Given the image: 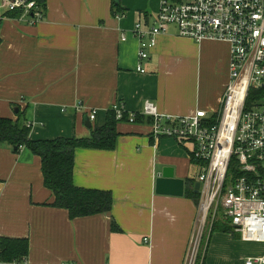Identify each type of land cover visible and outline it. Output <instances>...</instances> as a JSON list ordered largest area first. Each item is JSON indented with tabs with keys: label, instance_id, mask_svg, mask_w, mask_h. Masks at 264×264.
Listing matches in <instances>:
<instances>
[{
	"label": "crops",
	"instance_id": "obj_1",
	"mask_svg": "<svg viewBox=\"0 0 264 264\" xmlns=\"http://www.w3.org/2000/svg\"><path fill=\"white\" fill-rule=\"evenodd\" d=\"M2 1L0 17L7 12ZM121 3L123 16L114 14L111 0H47L41 19L4 17L0 116L17 119L18 108L32 124V138L56 139L90 136L115 103L133 112L149 100L164 114H215L229 80V44H197L172 30L142 62L146 72H138V41L121 36L154 16L158 1ZM77 104L97 109L91 127ZM147 124L120 121L113 150L76 149L75 185L113 194L110 212L85 217L71 218L50 205L55 198L44 185L38 155L1 145L0 236L27 238L30 251L24 261L0 264H184L198 211V199L187 194L197 168L192 146L156 140ZM167 166L186 180L183 196L157 193L156 179ZM113 221L120 230L111 228ZM215 234L213 244L225 245L229 258L237 252L234 240L244 241L234 231Z\"/></svg>",
	"mask_w": 264,
	"mask_h": 264
},
{
	"label": "built area",
	"instance_id": "obj_2",
	"mask_svg": "<svg viewBox=\"0 0 264 264\" xmlns=\"http://www.w3.org/2000/svg\"><path fill=\"white\" fill-rule=\"evenodd\" d=\"M2 6L7 11L22 9L25 16L32 13V20L43 17L35 0H3ZM172 27L177 36L197 44H229V80L218 111L164 114L149 100L138 112L126 110L121 103L110 110L118 121L136 123L138 114L151 119L149 135L156 140L191 144L198 169L195 183L200 188L196 229L184 264H198L203 231L209 241L219 220L227 222L242 240L264 243V0H160L154 16L142 17L121 36L123 42L129 36L138 41L136 71L146 72L142 62ZM76 109H86L90 121L96 120L97 109L84 104ZM245 264H264V252L248 257Z\"/></svg>",
	"mask_w": 264,
	"mask_h": 264
},
{
	"label": "trees",
	"instance_id": "obj_3",
	"mask_svg": "<svg viewBox=\"0 0 264 264\" xmlns=\"http://www.w3.org/2000/svg\"><path fill=\"white\" fill-rule=\"evenodd\" d=\"M37 9L43 15L47 0H35ZM112 9L117 16H123L125 8L121 0H111ZM23 15L22 9L7 11L0 17V44L2 42L1 27L4 17L17 18ZM33 17L32 13H29ZM126 119V116H125ZM143 116L137 115L136 122H147ZM115 112L109 110L103 126L95 125L91 135L87 137H59L56 139H34L31 127L28 126L24 114L19 110L17 119L0 116V146L11 145L16 151L22 147L30 149L41 159L44 185L53 192L54 201L50 205L68 211L71 218L91 216L110 212L113 207V194L109 190L78 187L74 183L75 151L78 148H96L113 150L119 136ZM193 161H195L193 159ZM196 163V162H195ZM187 194L199 198L193 190L194 180L189 179ZM192 188V189H191ZM111 228L120 230L113 221ZM215 231L231 232L232 227L224 220L217 221L211 233ZM30 243L27 238H11L0 236V262L13 263L24 261L29 255ZM203 261L202 264H204Z\"/></svg>",
	"mask_w": 264,
	"mask_h": 264
},
{
	"label": "rangeland",
	"instance_id": "obj_4",
	"mask_svg": "<svg viewBox=\"0 0 264 264\" xmlns=\"http://www.w3.org/2000/svg\"><path fill=\"white\" fill-rule=\"evenodd\" d=\"M157 1L160 4L159 0ZM158 3H156L153 6V8L155 9L159 8L157 6L159 5ZM169 30L175 31L174 27L170 28ZM197 174H198L197 168L193 167L191 169L190 177L195 178ZM203 232H205V234L204 236H201L199 251H197L199 253V258H200V260H198V264L202 261V259L203 261H205L204 264H244L245 258H246L245 256L242 258V255L244 254V252L246 253V255H248V254L258 253V252L261 253L264 250L263 249L264 243L244 242V241H241V239H235L234 242H237V243H234L236 244V247L234 245L233 248L237 252H233L232 256L229 258V256L226 254L225 245H217L216 247V244H213L212 242L214 236L216 235L215 233H217V231L211 234L209 241H208L206 230H204ZM229 251L232 252V250H229Z\"/></svg>",
	"mask_w": 264,
	"mask_h": 264
},
{
	"label": "water",
	"instance_id": "obj_5",
	"mask_svg": "<svg viewBox=\"0 0 264 264\" xmlns=\"http://www.w3.org/2000/svg\"><path fill=\"white\" fill-rule=\"evenodd\" d=\"M16 112H18V108H16ZM85 122L88 127L92 126L88 115L85 116ZM185 188L186 180L176 177L175 168L171 166L165 167L156 179V191L158 194L183 196ZM199 188L200 183L196 182L194 184L195 191L198 192Z\"/></svg>",
	"mask_w": 264,
	"mask_h": 264
}]
</instances>
